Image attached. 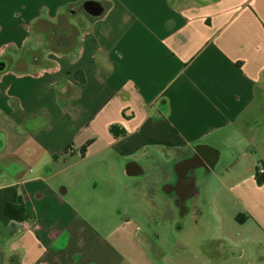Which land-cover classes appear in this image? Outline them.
Listing matches in <instances>:
<instances>
[{
  "label": "crops",
  "instance_id": "crops-1",
  "mask_svg": "<svg viewBox=\"0 0 264 264\" xmlns=\"http://www.w3.org/2000/svg\"><path fill=\"white\" fill-rule=\"evenodd\" d=\"M260 167L264 0H0V264H264Z\"/></svg>",
  "mask_w": 264,
  "mask_h": 264
},
{
  "label": "trees",
  "instance_id": "trees-1",
  "mask_svg": "<svg viewBox=\"0 0 264 264\" xmlns=\"http://www.w3.org/2000/svg\"><path fill=\"white\" fill-rule=\"evenodd\" d=\"M110 132L115 137H123L126 135V132L123 129H121L118 125H112L110 127ZM258 182L264 183V175L261 176V178H258ZM4 215L8 219H10L12 221H18V222L28 221L31 219V217L28 214L27 209L25 208L23 203L7 202L4 205ZM238 220H240L239 217H238Z\"/></svg>",
  "mask_w": 264,
  "mask_h": 264
},
{
  "label": "rangeland",
  "instance_id": "rangeland-1",
  "mask_svg": "<svg viewBox=\"0 0 264 264\" xmlns=\"http://www.w3.org/2000/svg\"><path fill=\"white\" fill-rule=\"evenodd\" d=\"M94 170H95L94 174L101 175V173H98V172H97V169L94 168ZM96 179L100 180V178H93V180L90 181L89 186L94 187V185H95L96 183L99 182L100 185H99V187H97V189L95 190V191H98V192H99V191L101 190V188H102V184L100 183V181H98V180H96ZM239 218H240V216H239Z\"/></svg>",
  "mask_w": 264,
  "mask_h": 264
},
{
  "label": "built area",
  "instance_id": "built-area-1",
  "mask_svg": "<svg viewBox=\"0 0 264 264\" xmlns=\"http://www.w3.org/2000/svg\"><path fill=\"white\" fill-rule=\"evenodd\" d=\"M257 174L263 176L264 175V168L263 167L258 168ZM37 228H38V226L35 224L33 226V229H37Z\"/></svg>",
  "mask_w": 264,
  "mask_h": 264
}]
</instances>
